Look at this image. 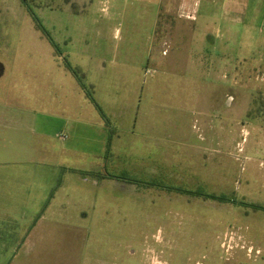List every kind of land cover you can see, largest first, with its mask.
Returning <instances> with one entry per match:
<instances>
[{
  "label": "rangeland",
  "instance_id": "obj_1",
  "mask_svg": "<svg viewBox=\"0 0 264 264\" xmlns=\"http://www.w3.org/2000/svg\"><path fill=\"white\" fill-rule=\"evenodd\" d=\"M165 1L26 0L36 22L21 0H0V81L18 62L50 83L39 93L65 118L64 167L74 159L84 176L70 212L86 228L72 244L65 226L43 264H264V95L249 99L247 69L239 84L189 83Z\"/></svg>",
  "mask_w": 264,
  "mask_h": 264
},
{
  "label": "crops",
  "instance_id": "obj_2",
  "mask_svg": "<svg viewBox=\"0 0 264 264\" xmlns=\"http://www.w3.org/2000/svg\"><path fill=\"white\" fill-rule=\"evenodd\" d=\"M171 3L173 11L160 10L173 20L172 41L178 35V45L185 44L180 48H185L189 83L200 79L224 86L230 76L232 83L239 84L247 69L257 81L249 99L264 95V0H166L167 8ZM22 64L14 63L8 83L0 81V264L7 260V264H43L45 253L57 257L65 226L76 233L68 241L72 244L79 242L80 228H86L70 212L79 207L84 176L74 159L64 167V149L56 143L68 138L59 134L65 118L41 103L44 93L39 91H47L50 83L31 79ZM4 74L5 66L0 63V80ZM146 92L140 93L139 100L143 95L146 99L156 95L150 87ZM70 124V134L80 132L79 121ZM149 124L147 133L153 131ZM129 130L119 133H134ZM152 138L148 135L146 141ZM106 147L109 154L112 141ZM69 150H75V143Z\"/></svg>",
  "mask_w": 264,
  "mask_h": 264
},
{
  "label": "trees",
  "instance_id": "obj_3",
  "mask_svg": "<svg viewBox=\"0 0 264 264\" xmlns=\"http://www.w3.org/2000/svg\"><path fill=\"white\" fill-rule=\"evenodd\" d=\"M21 2L26 6L27 11L29 12L31 18H32L34 21L37 22V18L35 17L34 13H33V12L31 11V9L26 5V0H21ZM36 25H37V28H38V29H40L41 31H43V33H44L46 36H48L47 33H46V31L41 27L40 24L36 23ZM49 40H50V42H52L51 39H49ZM52 45H54L53 42H52ZM67 68H68V70L73 74L74 77H78V76L76 75V74H78V71H77V70H72V68H71L69 65H67ZM80 85H81V84H80ZM86 97L88 98V100H89L94 106H96V104H95V102L93 101V98H92L91 95L86 94ZM105 122H106V121H105ZM262 210H264V208H263Z\"/></svg>",
  "mask_w": 264,
  "mask_h": 264
}]
</instances>
